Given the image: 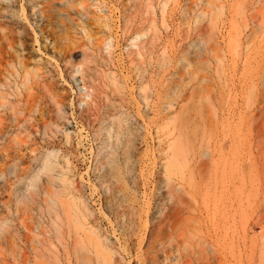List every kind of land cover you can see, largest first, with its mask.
I'll return each instance as SVG.
<instances>
[{"label": "rangeland", "instance_id": "374dc122", "mask_svg": "<svg viewBox=\"0 0 264 264\" xmlns=\"http://www.w3.org/2000/svg\"><path fill=\"white\" fill-rule=\"evenodd\" d=\"M0 264H264V0H0Z\"/></svg>", "mask_w": 264, "mask_h": 264}]
</instances>
